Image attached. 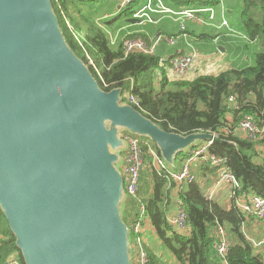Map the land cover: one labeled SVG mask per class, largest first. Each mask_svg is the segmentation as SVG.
Returning <instances> with one entry per match:
<instances>
[{"label": "water", "instance_id": "1", "mask_svg": "<svg viewBox=\"0 0 264 264\" xmlns=\"http://www.w3.org/2000/svg\"><path fill=\"white\" fill-rule=\"evenodd\" d=\"M105 91L51 0H0V208L24 264H132L118 168L123 130L165 161L214 133L169 132Z\"/></svg>", "mask_w": 264, "mask_h": 264}, {"label": "trees", "instance_id": "2", "mask_svg": "<svg viewBox=\"0 0 264 264\" xmlns=\"http://www.w3.org/2000/svg\"><path fill=\"white\" fill-rule=\"evenodd\" d=\"M51 1L64 39L72 51L88 64L90 70L93 71L87 55L99 65L103 76V79L98 76L102 89L111 91L120 88L123 104H128L127 93L133 94L139 100V105L134 107L166 131L216 134L222 141H214L211 152L226 159V166L242 186L240 199L248 201L253 195L264 197V0H242L241 18L236 26L256 41L254 62L219 74H201L191 79H170L157 53H127L122 40L111 45L107 33L82 12L81 6L94 0ZM174 2L175 7L180 9L215 6L219 0ZM137 4L138 0H135L114 19L122 17L126 22L135 21L137 18L133 14L138 9ZM202 36L210 40L216 35L207 32ZM231 96L235 97V103L230 100ZM249 114L261 129L257 139H248L239 128L240 122ZM142 139L145 167L141 173V191L137 198L125 194L120 207L122 218L130 228L131 263L136 264L131 224L137 221L139 207L143 203L146 208L144 223L154 227L162 251L169 259L168 262L163 255L146 245L151 264H264V255L257 244L264 237L263 229L257 228L259 232L256 234L252 232L253 228L250 229L264 221L246 213L236 197H233L231 208L222 206L214 198L209 200L198 179L180 185L153 169L150 149H156L160 154L161 151L149 138ZM203 142L198 141L194 146ZM124 150L125 147L119 150L122 158L117 166L121 172ZM186 158V151L179 152L175 156V164L167 165L179 170ZM201 166L217 173V169L209 163ZM178 202L182 203L187 213L188 227L184 230L175 228L169 221ZM218 224L223 225L229 234L231 248L226 262L216 249L215 243L220 239ZM0 250L2 260L17 255L24 264L15 234L1 208Z\"/></svg>", "mask_w": 264, "mask_h": 264}, {"label": "built area", "instance_id": "3", "mask_svg": "<svg viewBox=\"0 0 264 264\" xmlns=\"http://www.w3.org/2000/svg\"><path fill=\"white\" fill-rule=\"evenodd\" d=\"M226 1L227 0H220V5L222 7L221 20H219L218 16H216L215 7L212 5L201 8L190 7L174 10L167 7L163 0H148L145 6L138 8L134 12L133 17L148 23H157L158 20L152 16V13L172 15L177 21H179L182 31L186 29V21L191 19L201 25L211 24L213 27H216L219 31L223 32L222 34L226 36H240L246 42L248 41L249 43L254 44L256 42L255 40L251 39L249 35H245L238 31L225 16L226 11L224 2ZM133 2H135V0H121V8L126 9ZM109 17L110 16L108 14L103 16L104 19ZM70 27L73 30L72 25H70ZM186 35L187 34L185 32L182 36ZM161 40L167 41L170 44H176L179 41V36H160L152 41L140 36H133V38H124L123 43L127 53L139 51L145 54L153 55L156 53L158 43ZM116 42V35L114 34V36H110V44L115 45ZM87 57L95 74L103 79L99 65L89 55H87ZM197 59L198 54L196 50L192 49L187 53L176 54L172 60L161 58V65H163L164 69L167 70V74L170 79L189 78V73ZM230 100L234 103L236 101L234 96H231ZM126 103L135 106L139 105V100L133 94L127 93ZM239 128L248 139H257L258 135L261 133V129H259L253 116L250 114L246 115L240 122ZM121 137L125 141V158L124 163L121 166V169L123 170L122 173L124 175V189L126 195L137 198L141 191L140 180L142 169L145 167L144 151H142V143L144 142L142 137L126 132H122ZM212 143L213 141H206L193 146L179 170L169 168L167 165L168 163L158 150L151 148L150 151L153 157L152 167L155 170L157 169L159 173L166 175L172 181H176L177 184L185 185L193 183L198 179L194 169L192 168L195 162L209 163L212 167L214 166L217 169V176L212 189L205 192L206 198L212 200L218 189L226 187L230 190L231 196L236 197L237 202L242 206L246 213L250 215L254 214L256 217L264 221V197L253 195L250 199H248V201L240 199L241 197L239 196V193L241 192L242 186L234 173L226 166V159L211 152L210 147ZM176 207V214L169 219L170 224L177 229L184 230L188 227L186 210L182 206L181 202H178ZM139 208L140 215L137 221L131 224L132 232L134 234V243L132 246L135 249L136 264H151L149 251L146 246L148 230L146 225L147 222L146 224L144 223L146 220V208L143 203L140 204ZM218 225L220 239L215 243L216 249L224 262H226L225 258L231 248V244L227 237L225 227L220 224ZM257 244L263 247L262 253L264 255V240L258 241ZM1 255L2 253L0 250V264H21V260L17 255H12L6 260H2Z\"/></svg>", "mask_w": 264, "mask_h": 264}, {"label": "crops", "instance_id": "4", "mask_svg": "<svg viewBox=\"0 0 264 264\" xmlns=\"http://www.w3.org/2000/svg\"><path fill=\"white\" fill-rule=\"evenodd\" d=\"M163 1L164 4L170 9H182L175 7L174 0ZM147 2L148 0H138L137 7H143L147 4ZM120 4L121 0H94L92 2L83 4L81 9L85 16L96 21L97 24L107 33L109 42L110 36H114V34L117 37V42L119 40L123 41L125 37L133 38L132 36H140L149 41L155 40L160 36H179V41L176 44H170L167 41L161 40L158 43L156 53L160 55L161 58L172 60V58L178 53H187L192 49L196 50L198 59L189 73L190 79L196 77L199 74H219L221 71L229 70L230 68L242 67L248 65V63L254 62L256 54L255 52L257 50L256 42L252 44L248 41L246 42L240 36H226L222 34L223 32L219 31L211 24L201 25L191 19L186 21V29L182 31L180 23L175 17L162 13H152V16L158 20L157 23H148L140 19H136L133 22H126V19L122 17H117V19H114L120 12L123 11ZM224 4L226 11L225 16L230 20L232 25L238 31H240L236 26H238L241 18L240 11L243 5L242 0H227L224 2ZM213 7H215L216 16H218V19L221 20L222 7L220 5V0L219 3ZM105 14H108L110 17L104 19L103 16ZM185 32L187 35L182 36ZM207 32H210L212 35L216 36L213 39L209 38L210 40H208L202 36V34ZM240 32L243 33L242 31ZM241 133L244 135L243 132ZM193 146L185 150L187 155ZM181 163L182 162L177 164L178 167L181 165ZM202 164L204 163L195 162L192 168L194 169L199 182L201 183L202 187H204L206 192L212 189L217 173L211 169L202 168ZM213 198L222 206L227 204H230L231 206L234 199L231 196L230 190L226 187L218 189L215 192ZM146 225L148 227L147 245L153 248L156 252H159L161 255H163L162 257L169 262L168 257H166V253L162 251L160 240L156 236L154 227L148 222ZM257 228L263 229L262 232L264 233V222L260 223V226L253 225L250 229H252V232L256 234L259 232ZM252 238L256 239L255 237ZM262 240H264V237L260 241ZM259 248L260 251L263 252V247L259 246Z\"/></svg>", "mask_w": 264, "mask_h": 264}, {"label": "rangeland", "instance_id": "5", "mask_svg": "<svg viewBox=\"0 0 264 264\" xmlns=\"http://www.w3.org/2000/svg\"><path fill=\"white\" fill-rule=\"evenodd\" d=\"M87 66H88V64H86ZM89 67V66H88ZM91 71V73H92V76H94V78L95 79H97L98 81H99V77L92 71V70H90ZM124 132V131H123ZM132 134H134V133H132ZM134 135H136V134H134ZM225 207H227V208H229V207H231L230 206V204H227V205H225ZM229 236V234H227V237ZM228 239H229V237H228Z\"/></svg>", "mask_w": 264, "mask_h": 264}]
</instances>
